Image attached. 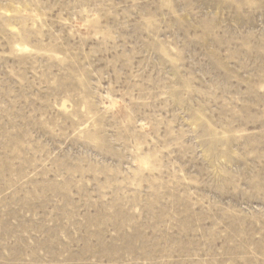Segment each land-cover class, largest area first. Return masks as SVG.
I'll use <instances>...</instances> for the list:
<instances>
[{
    "label": "rangeland",
    "instance_id": "obj_1",
    "mask_svg": "<svg viewBox=\"0 0 264 264\" xmlns=\"http://www.w3.org/2000/svg\"><path fill=\"white\" fill-rule=\"evenodd\" d=\"M0 264H264V0H0Z\"/></svg>",
    "mask_w": 264,
    "mask_h": 264
}]
</instances>
